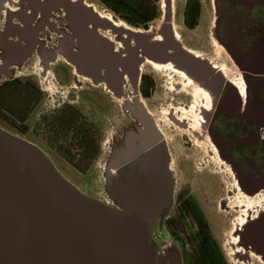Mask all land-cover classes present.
I'll use <instances>...</instances> for the list:
<instances>
[{"label":"flooded vegetation","instance_id":"obj_1","mask_svg":"<svg viewBox=\"0 0 264 264\" xmlns=\"http://www.w3.org/2000/svg\"><path fill=\"white\" fill-rule=\"evenodd\" d=\"M127 1L129 23H124L130 26L132 31L147 30L151 36L159 35L161 39L172 42L179 40L182 43L172 21V0H163L165 9L163 20L155 29L141 27L156 17L155 4L153 6L147 0ZM14 2L17 4L15 8L7 5L6 0H0V64H7L9 71L0 74V98L10 93L18 99V122L28 123L21 129L27 130L29 127L35 137H68L71 143L82 145L85 152L95 150L97 147L95 123L98 126L101 124L104 111L103 90L116 98L122 97L123 107L131 114V120L121 126V131L116 130L109 155L122 144L127 134L128 157L120 166L106 169L107 158L104 163L105 180L106 171L117 173L125 169L128 193L135 200L144 201L148 199V194L159 192V186L163 185V181L159 182V168L165 164L171 180V190L168 205L156 218L154 230L159 223L166 225L168 230L169 227L174 228L177 218L184 213L177 208L186 191L183 187L178 188L170 138L143 99V95L149 97L148 92L154 86L155 77L150 72L144 75L142 68L144 65L148 68L155 65L149 61L142 62L135 80L128 72H122L120 77L110 76L106 74L107 69L102 67L99 72L106 77L95 79L91 74L81 70L64 53V50L82 52V44L74 35L72 23L74 20L80 21L85 16L83 4L96 11L95 4L87 0H14ZM215 2L216 19L213 32L217 40L214 39V42L220 52L234 61L238 73L237 75L229 73L230 70L226 66L219 65L217 61L195 50L193 51L201 56L200 61L190 63L189 68L195 71L202 84L210 89L208 92L195 85L201 89L208 101L202 111L203 125L209 133L213 148L234 172L236 182L240 183L242 189L251 190L250 195L243 193L248 201L244 204L243 214L237 222L238 226L247 225L249 228L243 227L240 243L238 238L233 236V242H238L240 246L237 255L240 260L251 264L253 256H256L262 264L264 253L258 244L264 239V211L248 215L247 210L255 199L260 200L264 197V194L260 193L264 190V0H215ZM111 16L115 17L114 14ZM54 33L58 36L56 37ZM70 35L73 38H70ZM126 37L128 36L114 33L112 38L108 37L107 45H89L88 53H85L90 58L87 63L91 66L96 64L92 56L94 52H99L97 51L99 49L100 53L107 54L110 49L117 50L118 42L122 43L121 47L124 48L123 39ZM128 41L131 44L136 42L133 37H128ZM170 50L174 51V46L170 47ZM33 56L39 58V69L34 70L36 76L30 80L31 82L27 80L19 82V79L17 82L15 77L22 71L21 68H28L31 64L29 60ZM60 58L71 66L69 70L71 68L74 75L71 84L69 83L71 76L66 78L57 75L52 65ZM67 79L68 83H61V80ZM57 84L63 88L59 89ZM64 85L68 86L67 90ZM50 95L51 99L48 98ZM142 109L148 114L154 127L160 131V139L146 120ZM171 116L177 123L182 122V118L175 112H171ZM33 142L45 150L42 145ZM105 191L103 199L117 204L116 198L106 187V181ZM252 229L257 230L253 235ZM156 242L167 264H185L183 254L176 245L172 243L162 245L158 240Z\"/></svg>","mask_w":264,"mask_h":264},{"label":"water","instance_id":"obj_2","mask_svg":"<svg viewBox=\"0 0 264 264\" xmlns=\"http://www.w3.org/2000/svg\"><path fill=\"white\" fill-rule=\"evenodd\" d=\"M83 8V19L72 23L82 52L64 53L95 79L106 77L99 72L105 67L110 76L128 72L135 80L140 64L150 58L174 61L200 80L189 68L190 63L200 61L199 57L179 40H152L148 33L132 30L126 33L135 44L126 37L121 51L110 49L105 54L97 50L92 56L96 64L91 66L85 54L88 46L109 44L100 28L120 35L125 29L90 6L83 4ZM172 46L174 51L170 50ZM3 72H9L7 64H0V74ZM142 113L160 139V131L144 109ZM128 151L126 134L122 144L108 156L106 169L125 163ZM159 169L163 185L144 201L128 193L125 169L106 171V187L117 200L112 204L83 191L39 145L0 124V264H167L153 237L156 218L168 205L171 190L168 169L165 164ZM256 231L252 229V235ZM258 246L264 253V239Z\"/></svg>","mask_w":264,"mask_h":264},{"label":"rangeland","instance_id":"obj_3","mask_svg":"<svg viewBox=\"0 0 264 264\" xmlns=\"http://www.w3.org/2000/svg\"><path fill=\"white\" fill-rule=\"evenodd\" d=\"M13 1L6 0V4ZM87 1L95 4V8L102 15L111 17L114 14L120 21L129 23L127 0ZM147 2L153 6L155 4L157 15L141 27L155 29L163 20V0ZM215 19V0H172V21L180 34L182 44L217 61L219 65L223 64L230 70L229 73L237 75L234 61L220 52L214 42ZM29 63L31 64L27 69L19 67L22 71L15 77L17 82L18 79L19 82H31L36 76L34 70L39 69V58L33 56ZM52 65L57 75L66 78L71 76L70 82L67 79L61 80V83H73V72L71 68L69 70L70 65L64 59L60 58ZM142 69L144 75L150 72L155 77L154 86L148 92L149 97L143 95V99L170 138L178 188L183 187L186 191L177 208L184 212L183 215H179L177 224L174 228L169 227V230L166 225L159 223L153 233L154 239L162 245H176L183 254L185 264H251L240 260L237 255L240 246L238 242H233L237 222L243 214L244 204L248 201L243 194L246 191L238 187L234 172L213 148L209 133L203 125L202 111L204 105L208 104L207 99L195 84L176 71L152 66L148 68L147 65ZM57 85L59 89L63 88ZM67 87L64 85L66 90ZM102 94L104 111L101 124L98 126L95 123V150L85 152L82 145L71 143L68 137H35L29 127L27 130L21 129L28 123L18 122V99L10 93L0 98V124L42 145L65 176L83 191L103 199L106 193L104 162L108 158L116 130L121 131V126L129 123L131 114L123 107L122 97L116 98L106 90ZM48 98L51 99V95ZM15 104L17 106L14 107ZM210 106L211 104L209 108ZM171 112L180 116L182 122L174 121ZM260 193L264 194V190ZM262 209L264 210V197L254 200L247 210L248 215H256ZM252 260L253 264H261L256 256Z\"/></svg>","mask_w":264,"mask_h":264},{"label":"bare ground","instance_id":"obj_4","mask_svg":"<svg viewBox=\"0 0 264 264\" xmlns=\"http://www.w3.org/2000/svg\"><path fill=\"white\" fill-rule=\"evenodd\" d=\"M16 2V1H15ZM15 2L13 1L11 4H9V5H11V7H13V8H15L16 6H17V4H15ZM96 9V8H95ZM96 11H98L97 9H96ZM99 12V11H98ZM99 14L101 15V16H103V17H105V18H107V19H109L111 22H113L114 24H116L117 26H121V27H123L124 29H125V32H123L122 34L124 35V36H128L127 35V33H126V30H132L131 29V27L130 26H128L127 24H125L124 22H122V21H120V20H118L117 18H115V17H113V16H111V17H108V16H105V15H102L100 12H99ZM100 31L103 33V34H105L106 36H108V37H111L112 38V35L114 34V32H112L109 28H106V29H102V28H100ZM136 32H144V33H148L149 35H150V38L152 39V40H158V39H161V37L159 36V35H157V36H151V34L147 31V30H137ZM55 34V33H54ZM56 35V34H55ZM58 35H56V37H57ZM176 37H178V35L176 34ZM117 46H118V48H117V50L118 51H121L122 50V43H120V42H118L117 43ZM191 52H193L195 55H197L198 57L200 56L198 53H196L195 51H193V50H191V49H189ZM61 55V54H60ZM62 56V55H61ZM201 57V56H200ZM147 61H149V62H152L154 65H155V67H157V68H169V69H172L173 71H176V72H178V73H180L182 76H184L187 80H189V81H191L193 84L195 83V85H198L199 87H201L202 89H204V90H207L208 92H209V88L208 87H206V86H204L203 84H202V82L200 81V80H198L197 78H195L194 76H192L186 69H184L183 67H181V66H179L176 62H174V61H171V60H168V61H163V60H154V59H150V58H146L145 60H144V63H146ZM143 66V65H142ZM197 86V87H198ZM201 90V89H200ZM105 163V162H104ZM237 184H238V187H240L241 188V190L243 191V189H242V187L240 186V183H238L237 182ZM243 193L244 194H247V195H250V194H248V193H246V192H244L243 191ZM107 202H109V201H107ZM109 203H111V202H109ZM263 210V209H262ZM264 211V210H263ZM245 225H241V226H238V228L236 229V235H235V237L236 238H238V242L240 243V239H241V231H242V229H243V227H244ZM238 243V244H239Z\"/></svg>","mask_w":264,"mask_h":264}]
</instances>
